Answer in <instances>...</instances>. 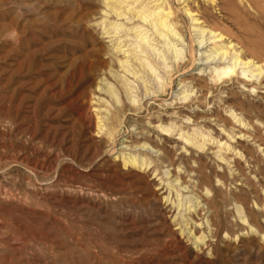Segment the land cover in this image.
<instances>
[{
    "label": "rangeland",
    "instance_id": "rangeland-1",
    "mask_svg": "<svg viewBox=\"0 0 264 264\" xmlns=\"http://www.w3.org/2000/svg\"><path fill=\"white\" fill-rule=\"evenodd\" d=\"M162 1L0 0V264H264V0Z\"/></svg>",
    "mask_w": 264,
    "mask_h": 264
},
{
    "label": "bare ground",
    "instance_id": "bare-ground-1",
    "mask_svg": "<svg viewBox=\"0 0 264 264\" xmlns=\"http://www.w3.org/2000/svg\"><path fill=\"white\" fill-rule=\"evenodd\" d=\"M211 1H213V0H209V2H211ZM161 6H162V12L167 10L166 13H165L166 16H168V15H170L172 13L170 8H169V6H166V2L165 1H162V5ZM185 12H186V15H187L188 19L191 22H197V18L194 17L192 11H189V10L186 9ZM158 23H159V21H158ZM162 25H165V24L162 23ZM153 26H155V25H153ZM208 33L211 36L210 39L212 40V45L214 47V52L220 51V53H219L220 57H222V56H228L229 57L230 56V60H232L231 64H229L227 66H224V67L222 66V68H220L219 70L218 69L215 70V74L216 75L229 77V76H231L232 74L235 73V68L237 66H239V65H242V70H241L242 74H245L246 72H248L251 75V77H254L253 72H254L255 69L258 70V72L255 74L256 77L261 74V71H260V69L258 67L254 68L255 67L254 66V67L249 68L250 64L252 66L254 65L253 61L249 59V56H246L245 54H243L241 49H235L234 45H231V43H228V44L225 43L223 45H220L221 41H223V35L220 32L217 33V31H215V30H209ZM230 52H232V55H230Z\"/></svg>",
    "mask_w": 264,
    "mask_h": 264
}]
</instances>
